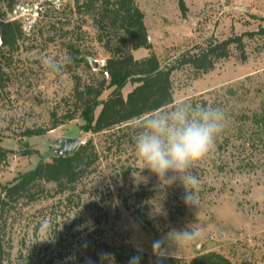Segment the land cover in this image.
<instances>
[{"label": "rangeland", "instance_id": "1", "mask_svg": "<svg viewBox=\"0 0 264 264\" xmlns=\"http://www.w3.org/2000/svg\"><path fill=\"white\" fill-rule=\"evenodd\" d=\"M82 1L0 0V46L2 21H16L23 32L14 50L0 51V146L8 151L0 162V192L41 160L58 156L60 138L93 140L101 152L98 171L76 189L81 205L69 207L66 194L48 184L39 201L12 211L6 227L11 262L5 264L18 261L20 252L19 264H115L105 246L125 256L139 252L191 260L217 251L234 264H264V131L252 120L264 115V32L245 38V57L233 51L207 73L195 76L184 68L174 74L176 102L220 107L228 117L213 152L191 169L200 181L197 203L186 202L182 184L165 185L142 169L134 139L109 150V135L118 129L98 134L85 129L75 86L96 82L109 56L105 45L120 40L112 32L100 38ZM135 2L151 44L133 50L138 60L155 55L167 64L209 38L264 28V0H184V9L180 0ZM46 56L61 72L45 67ZM133 88L128 84L124 95ZM38 129L47 131L31 134ZM122 168L129 170L126 176ZM135 192L142 193L136 206L144 216L132 207ZM91 200H99L101 209L92 208ZM188 230L200 235L185 240L180 235Z\"/></svg>", "mask_w": 264, "mask_h": 264}, {"label": "trees", "instance_id": "2", "mask_svg": "<svg viewBox=\"0 0 264 264\" xmlns=\"http://www.w3.org/2000/svg\"><path fill=\"white\" fill-rule=\"evenodd\" d=\"M76 2L79 4L80 0ZM180 5L182 9L185 8L184 0H180ZM82 6L87 13L94 15L100 38L112 32L120 40L105 45L109 56L96 82L91 81L83 85L78 82L74 89L76 104L80 109V116L85 120L87 131L98 134L118 129L109 135L111 139V144L107 147L109 150L113 149L115 143L121 147L125 139L133 140L137 118L153 110L171 107L176 103L174 97L176 72L189 68L195 76H199L213 70L221 60L228 59L233 51H238L245 57V38L253 39L264 32L263 28L260 31L245 32L223 40L209 38L204 43L183 52L170 63L162 64L155 55L138 60L133 54V50L151 47L144 13L135 0H83ZM10 10H13V5L10 6ZM1 28L0 51L14 50L23 35L22 29L16 21H2ZM127 42H130L131 46H127ZM128 84L134 85V88L124 95L123 90ZM110 88L113 89L110 95L102 100V94ZM99 107L101 109L96 116ZM252 120L264 131L263 114H254ZM58 125L54 124L51 129ZM46 131L47 129H38L31 134L40 135ZM7 155L8 151L0 146V162L5 161ZM100 158L101 152L97 145L93 140H89L82 143L72 154L54 156L49 161L41 160L33 170L1 187L0 264L11 262V244L10 239L7 238L6 227L12 211L17 207L39 201L49 191L48 184L55 185V193L66 194V205L71 207L77 202L79 206L82 196L76 194V189L85 178L98 171ZM121 173L126 176L129 170L122 168ZM142 199V193L135 192L132 207L139 216L144 215L140 213L141 208H137L136 204H141ZM99 203V200H91L89 204L99 210L101 209ZM105 247L115 264H234L229 257L217 251H207L191 260H183L139 252L125 256L115 246ZM22 257L23 254L20 252L17 260ZM19 260L13 264H19Z\"/></svg>", "mask_w": 264, "mask_h": 264}, {"label": "clouds", "instance_id": "3", "mask_svg": "<svg viewBox=\"0 0 264 264\" xmlns=\"http://www.w3.org/2000/svg\"><path fill=\"white\" fill-rule=\"evenodd\" d=\"M42 62L50 71L62 70L53 57L46 56ZM227 120L222 108L189 100L143 114L137 118L133 137L142 169H148L165 185L182 184L185 201L197 203L195 189L200 181L191 169L213 152ZM199 235L188 230L180 236L192 240Z\"/></svg>", "mask_w": 264, "mask_h": 264}, {"label": "water", "instance_id": "4", "mask_svg": "<svg viewBox=\"0 0 264 264\" xmlns=\"http://www.w3.org/2000/svg\"><path fill=\"white\" fill-rule=\"evenodd\" d=\"M58 144L60 145L56 149L57 155H68L75 152L80 145L82 144V141L80 138H60L58 139Z\"/></svg>", "mask_w": 264, "mask_h": 264}]
</instances>
